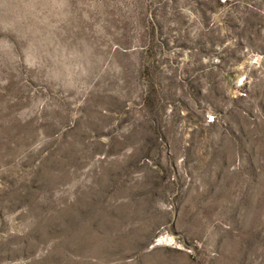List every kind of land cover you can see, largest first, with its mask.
Listing matches in <instances>:
<instances>
[{
    "label": "rangeland",
    "instance_id": "obj_1",
    "mask_svg": "<svg viewBox=\"0 0 264 264\" xmlns=\"http://www.w3.org/2000/svg\"><path fill=\"white\" fill-rule=\"evenodd\" d=\"M0 264H264V0H0Z\"/></svg>",
    "mask_w": 264,
    "mask_h": 264
}]
</instances>
